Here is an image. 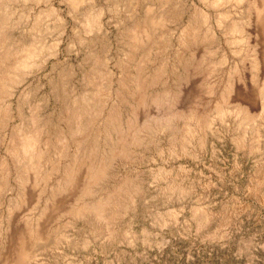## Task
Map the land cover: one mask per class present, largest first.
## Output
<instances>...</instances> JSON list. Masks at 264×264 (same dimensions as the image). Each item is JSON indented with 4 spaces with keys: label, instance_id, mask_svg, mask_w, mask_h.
<instances>
[{
    "label": "rangeland",
    "instance_id": "1",
    "mask_svg": "<svg viewBox=\"0 0 264 264\" xmlns=\"http://www.w3.org/2000/svg\"><path fill=\"white\" fill-rule=\"evenodd\" d=\"M52 4L59 13L48 12L45 0H16L6 5L8 22L15 23L7 33L18 46L31 42L48 46L61 25L66 33L58 57L42 72L18 84L12 109L19 108L23 119L37 110L41 118L51 115L49 125L55 128L62 103L89 93L86 81L93 72L102 73L103 65L113 71V87L118 89L124 78L121 65L130 53L127 35L139 20L158 14H164L158 32L166 37L154 38L150 45L138 50L130 71L139 62L147 73L165 66L160 82L149 87L148 92L162 96L167 91L170 95L181 91L173 109L180 110L185 118L176 122L177 134L143 132L141 145L128 147L127 159L113 161L114 181L92 187V197H82L80 202L84 176L64 193V202L58 203L60 195L53 208H46L50 189L62 181L61 170L50 175L48 181L44 173L33 181L30 173L28 186H36L27 189V202L15 207L14 202L21 196L22 174L14 169L12 191L0 198V264H264V182L260 181L264 178V67L252 84L250 56L245 52L232 55L217 29V40L204 38L194 48H184L186 51L178 46L182 30L194 23L197 11L214 15L200 0H80L75 10H70L64 0H52ZM225 8L231 12V20L253 15H247V2ZM97 12L100 28L85 33V18ZM169 35L174 48L163 45ZM178 47L181 60L172 68ZM223 54L226 59L218 64ZM96 62L101 67L95 66ZM254 87L261 89V100L255 95L258 90L253 93ZM126 101L121 105L117 100L125 121L131 113L129 98ZM165 103L151 104L147 112H141L137 125L166 119L173 109ZM222 106L230 113L220 118L216 108ZM244 107L254 119L241 127L242 114H235ZM190 113L208 117L210 126L198 128L196 123L186 121ZM13 115L9 131L22 121L16 112ZM186 127L193 128L194 135L179 133ZM102 133L101 130L100 144L104 140ZM74 147L71 143L68 158L61 161L62 168L70 162ZM7 158L2 145L0 169ZM121 182L136 189L134 202L118 217L113 216L109 228L96 229L72 216L75 204L101 198L108 186ZM108 229L110 232L105 233Z\"/></svg>",
    "mask_w": 264,
    "mask_h": 264
},
{
    "label": "bare ground",
    "instance_id": "2",
    "mask_svg": "<svg viewBox=\"0 0 264 264\" xmlns=\"http://www.w3.org/2000/svg\"><path fill=\"white\" fill-rule=\"evenodd\" d=\"M14 1L16 0H0V147L2 145L5 146V154L8 156L7 160L1 162L0 198H3L8 191H12L10 179L11 173L14 169L22 174V180L19 184L21 187V193L19 192L21 196L19 194L20 198L18 197V200L14 202L15 207H21L24 202L26 203L27 201H25V199L28 195L27 189L36 186V183L31 187L28 186L30 173H32L33 181H36V178L41 173H44L45 177L43 178L46 180L48 178L50 179V175L59 173L62 170V181L56 182L50 189V196L47 200L50 205L48 206L49 203L47 202L45 205L46 208H53L56 205V197H59L60 195L61 198L58 203L64 202V193L69 191L68 189L70 186H77L79 179H82L84 176V179L87 182L85 181L83 189L79 191V201L77 202H80L82 197H92V187L96 188V186L98 187L104 183L110 184L114 181L115 175L111 171V165L114 163L113 161L123 160V158L127 159L126 156L130 155L128 147L140 146V135L143 132L148 131L156 134V132L168 131L174 135L175 132L176 134L178 132L176 122L182 120L181 118H185L182 116L180 110L177 111L176 109H173L179 100L177 93L181 91L173 93L172 95L167 91L162 94V96L153 94H151V96L148 92L149 87L160 82L161 75H164L166 70L165 66L152 73H147L143 65L139 62L138 64L140 65H137L133 71H130L131 63L136 57L138 50L143 49L145 45H150L152 40L155 41L154 38L161 39L163 36L166 37L165 34L158 32L163 25L164 14H158L154 17L152 15L146 16L144 19L135 23L132 31L127 35V45L130 49V53L128 54V60H126L127 57H124L127 62H124L121 65L124 78L122 81L120 80L119 88L115 90V87H113L115 84H113V71L109 72L106 65L101 67V65L98 64L100 61H97L98 63L96 62L95 66L100 65L98 67H101L100 69L103 72L99 74L93 72L86 81L90 88V92L86 95L80 94V96H74L68 103H62L61 111L58 114V118H56L57 125L55 128H51V125H49L51 123V115L41 118L40 114H38L35 109L36 111H30L31 115L23 119L21 117V110L17 108L14 111L12 109V104L18 84L20 85L21 82L33 74L36 75L42 72L52 60L58 57L61 48L60 46L66 33L63 25H61V27L59 26L57 29L58 33L56 34L54 42L52 44L50 43L48 46H40L37 45L38 43L36 44V42H31L30 45L26 46H18L15 40L7 33V30L11 28L9 27L11 22H8L10 13L7 12V6ZM64 1L69 4L70 10H75L80 2V0ZM200 1H202L204 6L211 10L214 15H211L208 12H202V10L197 11L198 15L196 14L197 17L193 20L194 23L182 30L177 40L178 46L188 50L192 49V47L194 48L203 41L204 38L206 40L208 38L209 41L217 40V29L224 36V42L230 48V53L232 55L238 56L240 53L243 54L245 52L250 56L252 74L251 80H249L253 84L258 79V75L264 67V0ZM241 2H247V15L250 12H253V17L249 16L247 18L246 16L245 18L240 17L231 20V12L225 7L230 4H239ZM45 3L47 4L48 12L54 14L59 13V11L54 8L52 0H45ZM99 15L100 13L98 12L92 13L85 18L83 22L85 33L100 28L99 19L101 17L99 18ZM202 29L204 32H202ZM201 33H203V36L200 35ZM167 38L168 39L166 40L164 39L165 44L163 45H166L167 48H174L172 36L169 35ZM164 40L162 39V41ZM179 47L174 55V61L171 64L172 68H175V66L180 63ZM199 52L201 51L199 50ZM92 59H94V57ZM225 59L226 55L223 54L222 59L218 64L224 62ZM187 69H189V67ZM102 74H104L103 79ZM162 83H164V81H162ZM232 87L233 85L231 86L230 92H232ZM255 89L256 87H254L253 93L258 90ZM259 90L261 91V89ZM259 90L254 94L256 97L259 95L260 98L258 100H261V95L263 94L260 95L261 92L259 93ZM127 98H129L131 103V108L129 106L131 113L130 117H126L127 119L125 121V117L121 118L122 114L119 110L117 100L120 101L119 103L121 105H125L127 104ZM163 102H168L173 109L170 110V115L168 114L166 119H154V121L152 120L153 123L150 121L151 124L146 123V125L141 127L140 125H137V118L140 116L141 112L142 114L147 112L148 107L151 104H157L158 106L161 103L163 104ZM249 111L250 110L247 107L236 111L235 115L239 116L242 114V116L240 115L241 119L239 122L241 127L253 122L254 118L251 117ZM14 112L17 113L18 117L22 118V121L19 125L13 126L9 131L11 122L13 121ZM216 112V115L220 118H223L225 114L230 113L229 111H227L228 113L226 112V107L224 109V106L217 107ZM190 114L189 117L187 116L185 119L186 121L190 120L191 122L196 123V126L202 125L206 127L209 125L210 119H208V117H198L196 114ZM198 128H201V126H198ZM101 130L103 131L102 134L104 135V140L100 144ZM180 131L181 132L179 133L184 136H190L191 133L194 135L195 132H193V128L190 127L183 128ZM198 131H200V129H198ZM79 137H82V139H79ZM181 139L183 140L184 137L182 136ZM71 143L76 147H74V155H72V158L70 157L71 160L69 158L70 162L62 168L61 161L68 158ZM86 143L88 144L87 147ZM159 175L161 176V174ZM262 179L263 180L260 181L264 182L263 177ZM43 181L44 180H42V182ZM82 183L84 184V182ZM260 183L261 182H259V184ZM108 187L109 189H106L107 193L101 198H94L92 201L90 200L91 202L89 203L82 202L79 205L75 204L76 206L72 207V213L70 212L72 216L75 219L85 220L96 229L101 227L104 229L109 228L113 216H117L120 211H124L129 204L134 202L133 197L134 194H136V189L132 186L128 187L123 182L112 183ZM183 192L184 191L180 192V194ZM204 214H202L203 219L209 221L210 218L208 219ZM8 227L9 226L6 227V230ZM104 231L105 233L107 231L110 232L109 229Z\"/></svg>",
    "mask_w": 264,
    "mask_h": 264
}]
</instances>
